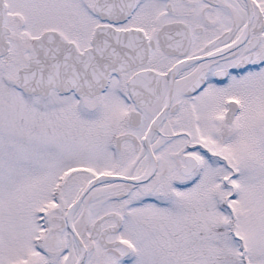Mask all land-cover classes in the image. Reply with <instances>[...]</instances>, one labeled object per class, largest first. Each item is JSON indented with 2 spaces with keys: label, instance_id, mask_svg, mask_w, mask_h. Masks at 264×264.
Masks as SVG:
<instances>
[{
  "label": "snow or ice",
  "instance_id": "6c2138e0",
  "mask_svg": "<svg viewBox=\"0 0 264 264\" xmlns=\"http://www.w3.org/2000/svg\"><path fill=\"white\" fill-rule=\"evenodd\" d=\"M0 264H264V0H0Z\"/></svg>",
  "mask_w": 264,
  "mask_h": 264
}]
</instances>
